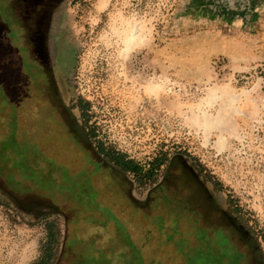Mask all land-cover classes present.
Instances as JSON below:
<instances>
[{
	"label": "rangeland",
	"instance_id": "374dc122",
	"mask_svg": "<svg viewBox=\"0 0 264 264\" xmlns=\"http://www.w3.org/2000/svg\"><path fill=\"white\" fill-rule=\"evenodd\" d=\"M12 2L0 0V264H32L54 219L68 220L72 254L56 264H225L209 199L242 218L264 258V0H65L51 63L90 154L33 114ZM108 152L144 168L166 157V181L131 191ZM46 202L64 216L43 218Z\"/></svg>",
	"mask_w": 264,
	"mask_h": 264
},
{
	"label": "flooded vegetation",
	"instance_id": "af4514ba",
	"mask_svg": "<svg viewBox=\"0 0 264 264\" xmlns=\"http://www.w3.org/2000/svg\"><path fill=\"white\" fill-rule=\"evenodd\" d=\"M64 1L13 0L16 26L23 27L26 33L25 43L22 36L17 37L19 41L17 55L21 73L30 83L28 87L34 103L33 114L36 119L43 113L52 114L56 119L53 123L56 127L50 134L54 138H65V135L70 134L83 146L86 142L84 132L72 119L70 104L61 97L55 79L54 66L51 63L52 25L56 11ZM0 191H3L1 187ZM209 201L217 208L221 216L217 218L213 227L206 229L214 257L219 258L225 264H230L242 258L247 252L249 254L247 262L239 261L240 264H264L260 239L252 233L242 218L234 216V213L229 210L216 206L213 200L209 199ZM221 229H228L231 235L227 237L228 243L218 242L216 231Z\"/></svg>",
	"mask_w": 264,
	"mask_h": 264
},
{
	"label": "trees",
	"instance_id": "16d2710c",
	"mask_svg": "<svg viewBox=\"0 0 264 264\" xmlns=\"http://www.w3.org/2000/svg\"><path fill=\"white\" fill-rule=\"evenodd\" d=\"M71 115H72L71 116L72 119L75 120L73 114ZM66 138L67 140L70 139V141L72 140L74 143L79 145L77 142H75L76 140L70 136V134L65 135V139ZM86 144L87 142H85V146ZM87 147H88V144L86 146V149ZM87 151L90 154L89 147ZM93 151L94 150L92 149L91 152L93 154L92 153L91 154L93 158L95 159L96 152H93ZM107 155H108V159L106 160L108 162V165H110L117 172L122 173L125 176H128V174L129 176L130 175L132 176V179L130 182L131 191H133L135 187H143L145 189H150V188H155L159 184H162L163 182L166 181L167 172L169 171L170 165H171L170 159H167L166 157L157 158L151 163L150 167L144 168L140 163L132 159H126L125 155L123 154L108 152ZM174 161L181 162L179 158H176ZM162 164H167L166 165L167 167L162 172L163 179L159 181L157 176H158L159 168L161 167ZM13 200L14 202H16L15 197H13ZM207 202L212 204L210 201H207ZM45 205L52 208L53 211L50 213L43 214L42 215L43 218L48 219L50 215H63L64 216V214L61 213V211L56 206L49 204L47 202L45 203ZM78 209L79 207H76V212ZM66 222H67V226L63 229L62 227H60L57 219L50 220V221L46 220L45 226L47 229V237L44 243L42 244L41 254L39 255V257L36 259V261L33 264H56L58 260L61 259L62 256L65 257V255L67 254L65 247H66V241H67L68 230H69L68 220H66ZM62 243L64 247L61 248ZM71 255H72L71 252H68L67 254L68 258H70ZM68 258L66 257V260Z\"/></svg>",
	"mask_w": 264,
	"mask_h": 264
},
{
	"label": "crops",
	"instance_id": "0c3cea01",
	"mask_svg": "<svg viewBox=\"0 0 264 264\" xmlns=\"http://www.w3.org/2000/svg\"><path fill=\"white\" fill-rule=\"evenodd\" d=\"M5 203H6V202H5ZM35 261H36V260H35ZM35 261H34V262H35ZM34 262H33V263H34ZM33 263H32V264H33Z\"/></svg>",
	"mask_w": 264,
	"mask_h": 264
}]
</instances>
